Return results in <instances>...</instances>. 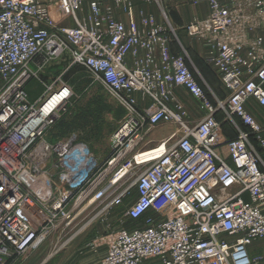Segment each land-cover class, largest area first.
Wrapping results in <instances>:
<instances>
[{"label": "built area", "instance_id": "1", "mask_svg": "<svg viewBox=\"0 0 264 264\" xmlns=\"http://www.w3.org/2000/svg\"><path fill=\"white\" fill-rule=\"evenodd\" d=\"M159 1L0 0V264L59 238L95 204L96 217L119 210L121 223L137 224L94 240L106 248L98 264H258L248 248L264 240V137L253 113L264 108V36L243 42L236 33L254 20L264 26V0H188L208 7L183 29L205 40L228 92L217 105L176 30L137 8ZM40 53L82 67L125 110L107 158L75 134L47 139L73 90L60 82L30 100L36 76L23 68ZM177 89L204 112L192 128ZM220 111L255 145L241 132L221 139ZM160 124L177 130L148 147Z\"/></svg>", "mask_w": 264, "mask_h": 264}, {"label": "rangeland", "instance_id": "2", "mask_svg": "<svg viewBox=\"0 0 264 264\" xmlns=\"http://www.w3.org/2000/svg\"><path fill=\"white\" fill-rule=\"evenodd\" d=\"M174 2L179 1L160 0L158 5L155 6L159 9L160 16H162V18V11L167 15V17L175 12V9L170 7ZM166 5L168 8H166ZM69 25L75 24L70 22ZM173 28L175 27L173 26ZM201 41L205 42L204 39ZM182 47L189 60L193 63V71L195 72L197 79L201 82L202 78L207 79L209 88L205 89H207L206 93L210 97L211 101H213L212 103L217 105L218 101L224 102L227 100L228 92H226L222 86V89L220 88V83H218L219 81H216L217 79L214 73L210 72L211 70L205 73L203 71L200 72L198 70V60L194 57L190 46L188 45V47H186L184 45ZM178 49L179 48L177 47V50ZM183 51L181 50V52ZM23 70L31 72L34 76H36L31 77L27 86V91L31 101L36 99L38 100L42 97L47 88L55 86L56 83L63 82L69 85L73 90V97L70 101L69 108L57 121L54 128L49 132L47 139L49 141H54L65 136L75 134L87 146L93 156L98 159L107 158L110 154L108 140L124 120L126 113L122 106L107 92V90L82 67L71 64L68 60L62 58L48 60L42 53L37 54L30 59L25 64ZM209 90L213 92L214 95H212ZM253 111L255 112V119L260 126L264 128V108L255 107ZM221 114L225 117V113H223V111ZM167 131H169V128L161 130L160 133H150L146 140H150L154 143L156 141L155 139L161 137V134ZM112 214L114 220H116V228L126 227V222H119L122 215L117 210H114L111 214L106 215V218H109ZM93 218L94 219L92 221L94 223L96 222V216ZM90 220L89 215L86 218L87 224ZM104 223H106V221H104ZM89 224L91 223L89 222ZM80 226H82V222L78 223V226L75 229ZM56 238L57 237H55V241L61 246H63L62 243H66L68 241L66 236H60L59 239ZM262 241L263 242L261 244H264V240ZM60 252L61 250L59 251V255ZM258 252H264V249H259ZM258 258V263L264 261V257L262 255H258Z\"/></svg>", "mask_w": 264, "mask_h": 264}, {"label": "crops", "instance_id": "3", "mask_svg": "<svg viewBox=\"0 0 264 264\" xmlns=\"http://www.w3.org/2000/svg\"><path fill=\"white\" fill-rule=\"evenodd\" d=\"M179 2H174L172 9H175V12L167 17V22L160 16L159 9L152 6H137V8L143 9L145 13L153 14L156 16L158 21L163 22L169 26H174L176 30V36L180 41L181 48L182 46L188 47L190 46L191 51H193L194 57L198 60V70L201 72H210L214 73L216 77V81H218L216 71L207 61V48L205 42L201 41L202 39L197 37H192L187 34V32L183 29L187 24L192 22L193 20H202L206 18L208 15V7L202 3L197 7H192L188 0H178ZM179 3V4H178ZM168 5V4H167ZM166 5V8L168 6ZM264 36V26L255 22V20L251 23V26L246 30L238 31L236 33V37L241 41L253 40L257 36ZM180 36V37H179ZM189 60V58H188ZM207 61V63H206ZM201 66H200V65ZM207 65V66H206ZM189 66L192 68V72L198 81V83L204 88L205 92H207L205 88H209V83L207 79L202 78V82L197 79L195 72L193 71V63L189 60ZM197 70V72H198ZM199 73V72H198ZM208 76V75H207ZM209 78V77H208ZM219 83V82H218ZM222 89V87L220 86ZM210 91V90H209ZM212 95L213 92L210 91ZM176 94L179 99L185 104V108L187 110V115L185 118V124L192 128L196 125V123L204 116V112L200 108L198 102L193 100L186 92L181 89L176 90ZM209 97V96H208ZM210 99V97H209ZM211 100V99H210ZM213 102V101H211ZM255 107L253 108V110ZM222 111L217 112L215 114L216 119L219 122H222V134L221 139H231L237 136L239 132L246 134L248 136V140L250 144L255 145L254 138L251 135L248 128L242 125L238 119L230 118L227 121H224V116L221 114ZM224 113V112H223ZM255 114V112L253 111ZM169 131L162 133L161 137L155 139L156 141L153 143L150 140L148 147H154L160 141L169 137L175 130H177L176 125L172 124H160L156 128L152 129L150 133H157L161 130L168 129ZM147 135V136H148ZM146 136V138H147ZM262 136L264 137V128L262 131ZM259 150V148H258ZM222 155L226 157L224 149L220 150ZM103 204H95L92 208L88 209L85 214L79 218L74 224L73 228L65 232L62 236H66L67 242L62 243L61 246L58 242L55 241V237H51L44 245H42L35 252L29 253L26 256L16 258L8 264H98L101 259L106 254V248L104 245L99 247H94L93 243L98 237L106 234L109 229H116V220H114L113 214L109 218H106V215H99L96 217V222L91 224H87L86 218L90 215V218L95 216L98 211L101 209ZM114 211V210H113ZM119 212V210H117ZM92 213V214H91ZM111 214V213H110ZM92 215V216H91ZM106 221V223H104ZM82 222V226L75 229L78 226V223ZM120 222V220H119ZM126 222V221H125ZM93 223V224H92ZM127 228H132L136 223L126 222ZM57 239V238H56ZM59 239V238H58ZM261 242L253 243L249 248V255L256 260H259L258 255H262L264 257V252H258L259 249H264V244ZM60 255H59V251ZM147 264H158V262H150ZM258 264H264L263 262H259Z\"/></svg>", "mask_w": 264, "mask_h": 264}, {"label": "trees", "instance_id": "4", "mask_svg": "<svg viewBox=\"0 0 264 264\" xmlns=\"http://www.w3.org/2000/svg\"><path fill=\"white\" fill-rule=\"evenodd\" d=\"M53 128H54V127H53ZM53 128H52V129H53ZM68 136H69V135H68ZM65 137H67V136H65ZM65 137H62V138H65ZM59 139H61V138H59Z\"/></svg>", "mask_w": 264, "mask_h": 264}]
</instances>
